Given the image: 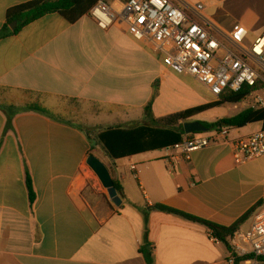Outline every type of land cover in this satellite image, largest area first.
<instances>
[{
	"label": "crops",
	"instance_id": "1",
	"mask_svg": "<svg viewBox=\"0 0 264 264\" xmlns=\"http://www.w3.org/2000/svg\"><path fill=\"white\" fill-rule=\"evenodd\" d=\"M32 1L0 0V31L10 9ZM103 1L115 10L125 3ZM173 1L182 8L203 3L204 16L226 32L246 27L247 44L264 34V0ZM175 74L162 53L125 28L101 29L89 15L70 24L58 13L48 14L0 40V264H148L145 245L152 249L153 264H226L231 251L205 225L154 207L230 227L261 203L240 228L250 230L264 210V156L238 165L231 142L264 130L263 124L232 129L220 144L194 152L190 162L173 161L170 170L167 148L156 146L154 133L142 142L146 148L114 159L82 126L55 113L60 100L87 105L89 124L104 127L97 138L109 128L175 130L187 122L229 118H204L233 105L223 104L172 128L171 116L220 100L194 78ZM168 76L176 98H164ZM192 79L205 93L188 88ZM156 87L152 116L146 118ZM18 93L39 96L56 119L15 113L8 129L10 109L24 105L15 100ZM91 155L121 184L120 206L89 166Z\"/></svg>",
	"mask_w": 264,
	"mask_h": 264
},
{
	"label": "built area",
	"instance_id": "2",
	"mask_svg": "<svg viewBox=\"0 0 264 264\" xmlns=\"http://www.w3.org/2000/svg\"><path fill=\"white\" fill-rule=\"evenodd\" d=\"M205 5L180 7L173 0H128L119 10L99 1L89 16L104 30L125 28L127 32L163 54L165 66L179 75L190 76L217 99L239 93L245 87L258 89L255 107H264V34L247 44L249 31L238 25L226 32L204 16ZM230 129L214 130L212 136L193 134L166 149L169 167L173 161L192 160V154L210 144H220ZM238 165L264 156V130L231 142ZM135 177L139 172L132 166ZM231 253L226 264H264V210L246 232L229 239Z\"/></svg>",
	"mask_w": 264,
	"mask_h": 264
},
{
	"label": "trees",
	"instance_id": "3",
	"mask_svg": "<svg viewBox=\"0 0 264 264\" xmlns=\"http://www.w3.org/2000/svg\"><path fill=\"white\" fill-rule=\"evenodd\" d=\"M99 1L103 0H34L30 3L12 8L7 12L6 25L0 31V40L9 35L18 33L23 27L48 14L58 13L62 17H64L70 24H74L83 16L89 15L91 9ZM123 1L127 2L128 0ZM14 22H17L18 26L15 30H11L10 26ZM257 89V87H245L244 90L239 93H229L222 96L219 102L175 114L168 118V124H170V126L174 128V125L178 124L180 120H188L208 109L218 107L223 104H239L246 100L247 97H249ZM157 90L158 89L156 87L151 101L145 108L146 118L152 116V105L157 97ZM20 112H37L51 119H56L55 115L45 109L39 102L29 101L27 103L25 102L23 107L21 108L10 109V115L8 116L7 123L8 129L12 126V119L14 114ZM154 122L155 124L160 123H158L157 121ZM165 123L167 124V122ZM259 123L263 124L264 126V107H249L248 109L234 117L223 118L217 120L214 123L202 122V124H204L209 131L220 130L223 128H228L230 130L241 129L247 127L248 125ZM151 133H154L159 137V142L156 144V146H158L159 148H168L175 146L176 144L181 143L184 140V137L191 138L193 136L186 135L184 127L182 125L175 128V130L164 128L152 129L148 125H143L133 129H123L121 127L109 128L98 134V140L104 147V149L108 152L110 157L114 159H120L130 156L132 153L140 151L143 148H146L147 146L142 147V142H144L151 135ZM113 181L118 194L120 196H123V188L121 184L115 179H113ZM26 184L30 203L31 205H34L37 196L32 178L28 170L26 171ZM260 205L261 203L230 227H222L160 205L155 206L154 209L176 213L190 221L205 225L211 231L212 237L224 243L231 251L229 239L232 238L235 233L240 231V228L245 224V222ZM142 253L145 256L147 263L153 264V254L150 245H145L142 248ZM243 260L244 259H240L238 261V264H240Z\"/></svg>",
	"mask_w": 264,
	"mask_h": 264
},
{
	"label": "rangeland",
	"instance_id": "4",
	"mask_svg": "<svg viewBox=\"0 0 264 264\" xmlns=\"http://www.w3.org/2000/svg\"><path fill=\"white\" fill-rule=\"evenodd\" d=\"M177 76V74H175ZM179 77V74L178 76ZM166 81V88L164 87L163 89H165L164 91V98H176L173 95V80L171 78V76H168L165 78ZM193 82H191V84H189L188 88L193 91L196 94H202L205 92H202V88L198 86V84H194L195 80H191ZM204 90H206L205 88H203ZM40 97L36 96V95H30V94H16V98L15 100L19 103L22 102L21 104H24L25 102H31V101H40ZM178 101H184V98H177ZM255 95L249 96L247 97L246 100H244L243 102L239 103V104H234V105H230V106H226L222 109H218L215 111H211L209 114H207L204 118L206 120H215L216 118L219 117H234L238 114H240L241 112L245 111L246 109H248L249 107H251L252 105L255 107ZM59 106L58 109L55 111V113H57L59 116H61L62 118L68 119L70 121L75 122L76 124L82 126L85 130H87L90 134H91V139H93L94 141H97V132L102 130L104 127H100V126H94V125H90L89 124V109L88 106L83 104V103H78V102H72V101H67V100H60L58 101ZM182 105H186L187 102H181Z\"/></svg>",
	"mask_w": 264,
	"mask_h": 264
},
{
	"label": "water",
	"instance_id": "5",
	"mask_svg": "<svg viewBox=\"0 0 264 264\" xmlns=\"http://www.w3.org/2000/svg\"><path fill=\"white\" fill-rule=\"evenodd\" d=\"M17 26H18V23L14 22L10 26V28L12 30H15ZM184 130H185L186 135H193L197 133H207L209 131L208 128L204 124H202L201 122H197V121L185 123ZM88 164L91 167V169L94 171V173L97 175V177L99 178L103 187L108 190L109 196L114 202V204L117 206H120L122 203V200L120 196L118 195V192L115 188L114 181H113L112 175L108 167L94 155H91L89 157Z\"/></svg>",
	"mask_w": 264,
	"mask_h": 264
}]
</instances>
